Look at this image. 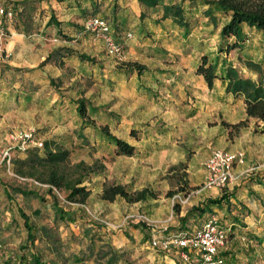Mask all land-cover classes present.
Listing matches in <instances>:
<instances>
[{
    "label": "rangeland",
    "instance_id": "obj_1",
    "mask_svg": "<svg viewBox=\"0 0 264 264\" xmlns=\"http://www.w3.org/2000/svg\"><path fill=\"white\" fill-rule=\"evenodd\" d=\"M0 1L17 12L0 35V263L20 264L25 255L27 264L35 256L48 264H199L196 258L186 262L176 249H155L150 240L201 226L206 213L201 199L213 189L206 187L212 150L243 153L235 169L248 154L255 157L256 149H264V123L246 118L239 128L229 126L226 118L231 113L239 118L245 104L224 106L222 98H211L195 70L206 56L219 73L233 65L264 84V34L245 27V41L233 48L235 38L221 35L229 17L208 12L201 0L164 1L184 7V24L164 17V3L149 8L139 0ZM92 15L110 20L123 43L122 56L109 55L103 41L86 32L85 20ZM247 61L260 64L259 74ZM81 99L89 119L109 125L135 147L132 156L118 154L115 144L81 117ZM24 130L69 149L71 164L104 165L101 175L87 182L92 193L85 205H70L64 191L49 194L48 186L15 175L14 161L27 155L16 138ZM38 151L44 154L45 146ZM113 184L130 193L145 189L149 197L102 200L104 186ZM19 189H34L38 196H23ZM54 195L68 211L65 219L55 213ZM19 208L34 226L33 246ZM252 227L262 230L264 220ZM256 230L243 229L234 244L235 234L228 231L226 264H264V235Z\"/></svg>",
    "mask_w": 264,
    "mask_h": 264
},
{
    "label": "trees",
    "instance_id": "obj_2",
    "mask_svg": "<svg viewBox=\"0 0 264 264\" xmlns=\"http://www.w3.org/2000/svg\"><path fill=\"white\" fill-rule=\"evenodd\" d=\"M165 0H139V2L149 8L158 6L164 3ZM196 1V0H192ZM209 6L208 12L213 10L224 13L229 17V20L224 24L221 35L225 39L235 38L232 45L233 48L239 46L241 42L245 41L246 32L245 27L254 28L264 34V0H201ZM7 9L5 5L0 1ZM14 17L11 22L5 24H12L17 16V12L12 8ZM164 17L172 16L180 24L185 21V9L178 3H164L163 6ZM95 16V15H92ZM91 17V16H90ZM89 18V17H88ZM55 23L60 24L59 21L52 17ZM51 20V22H52ZM51 57V56H50ZM82 59L87 57L82 56ZM137 70L141 72L143 67L135 64ZM219 65L217 63L209 62L206 56L202 57L201 63L197 67V74L203 76L207 86L212 89L217 79H221L226 84L228 93L233 94L245 104L246 114L248 118L256 119L264 123V84L261 81H255L251 78H246L240 74L238 69L233 65H229L225 71L219 73ZM247 68L259 74L261 66L258 63L247 61ZM78 112L81 117L93 128L98 129L102 134L104 140L111 141L117 148V153L126 156H132L135 152V147L127 141L114 135L109 125L97 126L94 119L88 118L86 100L81 99L78 102ZM243 122L238 124H228L233 128L241 127ZM45 153L41 154L37 148H30L26 150V157L19 158L14 161V173L20 178L34 180L39 185L48 186L49 194H54V190L64 191L66 193V201L70 205H85L90 196L91 189L87 182L93 177L100 176L104 170V165L96 161L93 164H87L80 161L76 164H71L69 149L63 148L61 145L51 146L50 143H44ZM19 194L23 196L36 195L38 193L34 189H19ZM9 199L12 195L6 191ZM55 196V195H54ZM118 197H122L130 202H140L147 200L149 197L147 190H141L135 193H130L123 185L113 184L105 185L101 194V199L109 202H114ZM54 210L60 219H65L68 214L67 209L59 205L58 199L54 197ZM226 195L219 199L212 200L214 204H220L224 201ZM44 200V199H43ZM21 217L24 220L25 227L28 230V241L33 246L36 241L34 233V226L31 224L30 216L23 209L19 208ZM36 214L40 211L36 210ZM223 256H226L223 253ZM25 255L22 256L20 264H27L25 262ZM33 264H48L44 263L40 257L35 256Z\"/></svg>",
    "mask_w": 264,
    "mask_h": 264
},
{
    "label": "built area",
    "instance_id": "obj_3",
    "mask_svg": "<svg viewBox=\"0 0 264 264\" xmlns=\"http://www.w3.org/2000/svg\"><path fill=\"white\" fill-rule=\"evenodd\" d=\"M14 12L0 3V35L4 34L3 25L11 22ZM87 33L101 39L109 55L120 57L124 52L123 43L116 37V31L110 20L100 15L87 18L84 23ZM131 32L126 34L131 39ZM2 56H0V61ZM19 140V148L26 151L30 148H44V141L38 137L34 130H24L16 133ZM10 156L9 151L5 157ZM244 160L243 153H233L224 149H213L207 162L208 172L206 187L223 188L233 179L234 165ZM228 229L222 224L217 214H211L202 225L193 231H182L168 237L153 236L150 243L153 248L164 251L176 249L180 257L186 262H192L195 258L199 264H226L223 249L226 245ZM1 264V263H0Z\"/></svg>",
    "mask_w": 264,
    "mask_h": 264
},
{
    "label": "crops",
    "instance_id": "obj_4",
    "mask_svg": "<svg viewBox=\"0 0 264 264\" xmlns=\"http://www.w3.org/2000/svg\"><path fill=\"white\" fill-rule=\"evenodd\" d=\"M8 30L15 32L9 27ZM11 63L12 62H10V64ZM13 64L17 66L15 63ZM195 71H197V69ZM196 76L201 81L203 88H207V95H210L211 98L220 97L222 101H225L224 104L220 102L222 105L231 106L232 101L243 102L241 99L227 92L226 84H224L221 79H217L214 87L210 89L203 76L198 74ZM228 101L231 103H227ZM246 118H248V116L244 106V112L239 118L231 113L229 117L226 118V121L230 124H238ZM256 151L258 152L255 153V157L248 154L246 162L235 167V178L225 189L213 188L206 191L203 199H201V207L206 209L204 221L208 219L211 214L218 213L222 224L230 231L229 235L235 234V236L230 238L231 243L235 242L240 234H243V229H250L252 233L256 230L255 227L252 226L254 224L259 225L260 221L264 220V149H256ZM223 195H226L223 202L220 204L212 203V200L219 199ZM259 232H261V235H264V228L260 231H255L256 234H259ZM229 255L234 260L238 259V255L234 253V251H230ZM235 264L240 263L238 262Z\"/></svg>",
    "mask_w": 264,
    "mask_h": 264
}]
</instances>
